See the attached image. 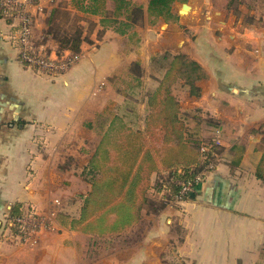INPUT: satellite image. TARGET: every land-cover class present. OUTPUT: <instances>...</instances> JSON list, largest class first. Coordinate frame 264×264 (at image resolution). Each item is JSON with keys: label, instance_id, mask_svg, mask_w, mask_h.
Listing matches in <instances>:
<instances>
[{"label": "crops", "instance_id": "crops-1", "mask_svg": "<svg viewBox=\"0 0 264 264\" xmlns=\"http://www.w3.org/2000/svg\"><path fill=\"white\" fill-rule=\"evenodd\" d=\"M184 3L190 9L182 16ZM229 4L174 2L172 19L141 27L147 52L144 44L135 51L124 45L130 29L135 34L139 25L120 34L97 16L93 29L83 32L87 38L78 61L59 75L21 61L18 20L0 11V264L264 263V178L257 175L264 158V0ZM53 9L76 12L71 0H37L27 10L34 21V47L50 58L60 56L56 42L45 35ZM164 53L181 54L199 66L192 85L181 74L170 90L184 126L195 123L203 171L189 197L157 215L143 213L156 223L132 251L119 241L122 231L100 233L60 222V215L76 210L66 211L56 194L46 193L48 173L60 167L48 156L74 144L83 152L92 146L93 155L112 135L118 115L112 111L124 99L116 80L125 72L134 80L128 72L134 61L148 79L155 82L158 73L161 80L165 70L152 58ZM112 89L110 100L106 95ZM142 104L144 120L146 98ZM107 106V126L96 127ZM93 135L98 139L90 140ZM33 214L56 218L49 229L25 239L12 220Z\"/></svg>", "mask_w": 264, "mask_h": 264}, {"label": "trees", "instance_id": "trees-1", "mask_svg": "<svg viewBox=\"0 0 264 264\" xmlns=\"http://www.w3.org/2000/svg\"><path fill=\"white\" fill-rule=\"evenodd\" d=\"M176 1L179 0H147L146 6L142 7L133 5L130 0H71V5L83 14L100 17L104 26L117 24L116 32L124 34L145 19L151 24L159 18L165 21L172 19L171 7ZM234 1L231 0V4ZM0 11L12 17L16 14L15 10ZM59 13L58 9L48 13L45 35H50L56 42L57 54L61 55L64 51L79 54L81 44L86 40L82 29L77 26L72 34L62 31L56 21ZM152 61L155 65L159 64L157 69L165 71L146 97L148 114L144 117V126L141 130H132L121 123L124 131L111 135L115 140H110L109 136L101 140L84 169L91 175V188L83 197L79 217L72 222L74 226L100 233L131 227L138 221L144 203L154 205L146 197L147 184L153 174H159L158 182L162 188L158 189L163 193L166 191V201L190 196L191 193L180 196L178 181L190 182L192 191L196 186V177L203 171L199 161L202 154L199 152L200 143L185 134L186 127L179 118V106L170 87L181 74L192 85L199 76V66L181 54L164 53L152 58ZM128 72L138 82L143 70L140 63L134 61ZM119 137L121 140H118ZM113 150L116 153L114 156L111 155ZM257 175L264 178V158ZM166 204L163 202L151 212L159 214ZM111 216L114 219L109 223Z\"/></svg>", "mask_w": 264, "mask_h": 264}, {"label": "rangeland", "instance_id": "rangeland-1", "mask_svg": "<svg viewBox=\"0 0 264 264\" xmlns=\"http://www.w3.org/2000/svg\"><path fill=\"white\" fill-rule=\"evenodd\" d=\"M130 2L133 5H145L147 0H130ZM143 7V6H142ZM61 13L57 14V22L61 25L62 31H67L69 34L74 33L75 28L79 26L82 29V32H90L93 27L96 24L97 16L93 15H87L83 14L76 10L73 13H68L67 11H60ZM67 12V13H66ZM148 23L151 25L149 21L144 20L143 23H141L138 27V31H131L130 29V36H127V40L125 41V48H128L130 50H139V45L141 46L144 44L143 49L145 52H147V44L146 42H143L142 38L145 37L146 34H144V30L141 28ZM145 24V25H144ZM103 25V24H102ZM109 27H117V24H108ZM129 32V31H128ZM127 34V32H126ZM89 35V34H88ZM140 35V36H139ZM87 36V35H86ZM85 36V38H87ZM138 48V49H137ZM142 49V50H143ZM161 63V62H160ZM156 64L155 67H157ZM155 82L148 79L149 75L147 72H143L141 79L137 82L133 80L131 77H129L126 72L122 73L118 80H116L117 90L118 88L123 92L124 99L121 102L120 105H117L119 107H115L116 111H112L117 113V117H115L114 128L112 129L111 133L112 136L116 134H121L124 130L120 127L121 123L128 128H131L132 130H141L144 126V120H143V101L147 97V95L157 86V81L159 80L160 74L155 73ZM119 85V87H118ZM171 89V88H170ZM114 89L109 91V95H106L108 99L115 97ZM108 102V101H106ZM106 108V107H105ZM103 110V109H102ZM108 106L105 110L104 117H101L100 119H97L95 126H101L104 125L106 122L105 117L108 116L109 113ZM113 114V113H112ZM110 116H108L109 118ZM120 120V121H119ZM194 121L191 122V126L186 127V133L188 138H191L192 140L197 141L196 133L193 131L194 128ZM107 126V122L105 124ZM105 130V129H104ZM94 136V135H93ZM111 135H109L110 140H115ZM96 136L92 137L90 140H97L98 138H95ZM118 140H121V137L118 138ZM117 142V141H115ZM120 142V141H119ZM199 142V141H198ZM116 153L111 151V155L114 156ZM92 156V146H85L84 152L81 150L79 145L73 146V149H69L68 152H53L49 154V159H51L57 163V166H60L58 169H53L48 173V178L50 181V184L46 188L47 194H56V197L60 198L61 200V207L65 208L66 211L73 213L76 210L75 215H60L59 220L62 224H73V220L78 219V209L81 207L80 204L83 201V197L89 192L91 185H90V174L85 173V171L82 169V166L86 165L87 161H89L90 157ZM50 159V160H51ZM64 166V167H62ZM159 174H153L151 175L147 188H146V197L148 200L153 201L154 205L150 206L149 204H143L141 208V212L139 214V219L136 221L131 227L123 230L121 234L119 235V241L123 246L131 247L133 251V246H138L141 241L142 237L144 236L145 232L153 227V225L156 223L155 219H152L148 216H143V213H146L147 215H157L152 213V209L156 208L163 202H167L165 205L166 207L174 206L176 202H179V200L175 199L172 201H166V191L164 193L159 190L158 188L161 187L159 184ZM192 189L189 193H192ZM86 193V194H85ZM80 195V196H79ZM82 197V199L80 198ZM73 199L79 201H72ZM82 200V201H81ZM55 204V203H54ZM82 205V204H81ZM80 206V207H79ZM164 208V209H165ZM163 210V209H162ZM160 210V212L162 211ZM46 217V216H44ZM56 216H53V219H55ZM114 219V216H111L109 218V223L112 222ZM173 231L176 233V241L178 240V236H182V234L179 232V227L176 224L173 226ZM178 243L176 244V246ZM127 252V251H126ZM176 252V250H175ZM263 254V252H262ZM125 252H123V256H125ZM261 259H264V256L261 257ZM264 264V263H263Z\"/></svg>", "mask_w": 264, "mask_h": 264}, {"label": "built area", "instance_id": "built-area-1", "mask_svg": "<svg viewBox=\"0 0 264 264\" xmlns=\"http://www.w3.org/2000/svg\"><path fill=\"white\" fill-rule=\"evenodd\" d=\"M37 0H0V9L15 10L13 17L18 20L19 57L29 68L49 75H59L69 70L79 59V54L64 51L59 57L50 58L45 53L34 47L33 44V17L28 13V8L35 7ZM180 196L191 191L190 182L178 181ZM53 217H44L37 214L13 218L12 222L19 225L25 239H30L40 230L49 229L53 225Z\"/></svg>", "mask_w": 264, "mask_h": 264}, {"label": "water", "instance_id": "water-1", "mask_svg": "<svg viewBox=\"0 0 264 264\" xmlns=\"http://www.w3.org/2000/svg\"><path fill=\"white\" fill-rule=\"evenodd\" d=\"M190 9V6L186 3L181 4V8L179 10V13L184 16L186 14V12ZM163 24H166L165 22H163Z\"/></svg>", "mask_w": 264, "mask_h": 264}]
</instances>
